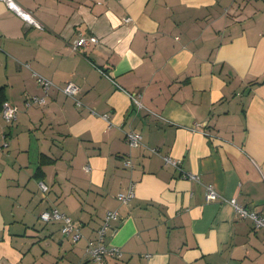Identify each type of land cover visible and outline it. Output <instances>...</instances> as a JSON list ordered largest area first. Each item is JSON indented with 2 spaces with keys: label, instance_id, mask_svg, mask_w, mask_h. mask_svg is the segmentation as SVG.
Instances as JSON below:
<instances>
[{
  "label": "crops",
  "instance_id": "0c3cea01",
  "mask_svg": "<svg viewBox=\"0 0 264 264\" xmlns=\"http://www.w3.org/2000/svg\"><path fill=\"white\" fill-rule=\"evenodd\" d=\"M15 1L42 27L0 0V107L18 110L0 117V264H94L85 245L109 210L122 255L105 264H264V229L205 198L211 184L264 214V0ZM80 34L99 42L75 50ZM69 81L80 108L57 88ZM51 207L79 239L39 219Z\"/></svg>",
  "mask_w": 264,
  "mask_h": 264
},
{
  "label": "built area",
  "instance_id": "2783aa9c",
  "mask_svg": "<svg viewBox=\"0 0 264 264\" xmlns=\"http://www.w3.org/2000/svg\"><path fill=\"white\" fill-rule=\"evenodd\" d=\"M5 3V5L12 10L16 15L22 18L27 25H31L34 27H42L40 21L29 11L22 8L15 0H1ZM126 18L125 20H127ZM98 38L96 36H85L78 35L73 41V48L75 50L88 47L91 44H98ZM36 78L38 83L44 88V91H47L50 87L54 86L53 82L39 74H36ZM61 90L65 95L71 97L74 100V104L76 107L80 108L83 106L82 101L79 98L80 88L75 85L73 82H67L65 85L61 87H57ZM30 103H45L44 97L32 96L27 100L26 104ZM17 107L11 105L8 102H4L0 107V117H2L6 122H13L17 118ZM125 141L130 145L138 146L142 144V136L139 132L135 130H128L125 133ZM152 152H157L155 148H149ZM164 163L166 165H170L173 167H179V159L173 158L168 155L162 156ZM123 165L125 167H131L132 161L130 157H125L123 159ZM185 177L198 180L197 175L193 173H185ZM38 186L40 190L45 193L48 191V185L43 181H38ZM135 195L134 185L131 184L125 192H119L116 194V198L123 202L127 203L132 197ZM205 198L207 201L221 199L223 201H227L230 203L234 211L241 218L249 219L254 228L264 229V214H261L253 209L246 208L239 204L235 197H223L219 192L214 188L213 185L207 184L205 185ZM117 212L114 210H109L105 213L103 221L101 225L96 229V235L94 238L88 239L85 245V254L92 260L94 264H105V258L107 256L120 258L122 255V251L118 246L108 245L104 242V236L106 234L107 229L110 225V220L116 218ZM38 217L40 220L44 222L58 220L61 221V232L65 236H68L71 240L75 241L80 238L81 233L78 227L74 224L72 218L56 207H51L47 209H43L39 212Z\"/></svg>",
  "mask_w": 264,
  "mask_h": 264
}]
</instances>
